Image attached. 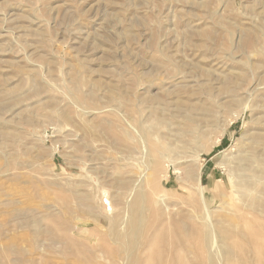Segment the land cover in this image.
Returning a JSON list of instances; mask_svg holds the SVG:
<instances>
[{
	"label": "rangeland",
	"instance_id": "374dc122",
	"mask_svg": "<svg viewBox=\"0 0 264 264\" xmlns=\"http://www.w3.org/2000/svg\"><path fill=\"white\" fill-rule=\"evenodd\" d=\"M0 264H264V0H0Z\"/></svg>",
	"mask_w": 264,
	"mask_h": 264
}]
</instances>
